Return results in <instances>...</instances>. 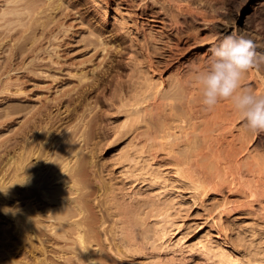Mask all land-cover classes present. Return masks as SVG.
I'll use <instances>...</instances> for the list:
<instances>
[{
    "label": "bare ground",
    "instance_id": "bare-ground-1",
    "mask_svg": "<svg viewBox=\"0 0 264 264\" xmlns=\"http://www.w3.org/2000/svg\"><path fill=\"white\" fill-rule=\"evenodd\" d=\"M10 1L14 5L9 6V4H6L10 8L5 6L4 13H2L3 11L0 12L2 14L10 13L12 16L5 23L2 22L3 24L0 27H11L12 25L10 26V24L14 22L13 27L8 28L15 29L17 25L21 27L27 21L29 24L26 22V25L29 26H26L22 31L31 33L30 29L34 28L32 31V34H34L33 32L36 33L37 25L41 24H33V27L30 23H33L32 21L38 16L37 14L44 13L43 16H49L57 0H8L7 2L9 3ZM260 1L248 0L247 5ZM88 2L102 14L104 19L108 18L109 7L107 0H88ZM140 2L143 11H148L151 6L156 8L157 12L162 14L165 19L164 26H168L175 34L186 33L187 30L193 27L196 28L198 33H195L192 37L185 36L182 39V44L186 46L180 48L183 52L192 49L194 44L203 45L206 41H209L208 45L212 47L218 44L225 35H229V33L230 35L237 34L239 28L238 25H234L233 30H231L232 28H229V24L219 26V19H221L219 16H221L220 12L222 10L220 11L218 2L214 0H208L209 12L204 6L193 5V7H190L185 5L183 0H140ZM26 13L27 16H24ZM114 22L117 30L126 29V26L120 20L115 19ZM54 29L46 27L41 29L42 31L40 30L41 34L39 37L37 34L32 35L31 46L28 43L27 46L29 47L24 50V53L28 55L27 58H31V60L29 62L23 61L22 68L23 64L26 65L28 63V67L32 65L33 63L30 64L31 62H34L38 67L43 65L50 66V62L54 64L60 63L59 59L51 56L54 54L50 53L49 57L40 54L45 42H50L52 37L55 36ZM2 31H0L1 34ZM5 33L8 34V32ZM125 34L128 35L127 32ZM190 39H193L192 43H189ZM249 39L254 42V38ZM114 41L117 43L118 40L115 39ZM103 42L104 40L100 38L99 46H101V51H104L106 46L108 47L107 42ZM256 42L254 43L256 44ZM121 47L122 44L118 42L116 45L118 53L121 51ZM129 53H121L120 55V61L125 60L127 68L126 80L122 83L121 76L115 80L113 88L111 87V93H109L110 98L108 99L110 100L103 103L105 105L102 112L104 116H107V119H111L112 117L109 113L116 108L120 116L121 121L117 120L120 123L110 124V127L114 129L112 135L107 132L104 134V137H108V139L113 135L118 136L117 139H125L117 157H114L115 155L112 156L114 161L111 163L114 167L118 165L119 171L118 169H111L110 172L108 171L111 177L108 176V178L106 177L107 174L104 175L103 173V166L96 167L98 171L93 173L96 180L94 184H90L92 186V188L90 186V189L89 185H81L78 181V175L85 169L86 164L85 161H79L80 155L83 154L82 148L84 146H81V143L85 139V131L82 127L86 126L81 123L84 120V114H80L79 110L78 112L73 110V112L66 115L68 126H65L66 130L62 132L63 136L61 139L52 141L50 137L41 140L39 147V151H41L37 154L35 162L29 160L36 155L35 153L38 149L33 148V141L27 135L23 147L14 160L15 170L12 180L14 183L13 192L16 209L12 216V223L16 233L20 234L27 230L33 237L40 239L45 246L42 248L43 255L37 256V261L45 262L46 264H53L54 261L58 264H193L184 254L185 249H187L186 251L188 249L200 251L206 262L205 264H264V224L259 220L260 216L259 219H255L250 225L248 224L249 226L246 225L247 231L242 230L239 232L238 242L245 251L227 248L213 237H205L193 244L185 242V236L172 241L171 234L174 228L178 229L177 227L181 225L177 221L176 214H179L181 210V207L178 206L179 208H177V204L187 195L184 190L194 189L198 192L196 194L205 196L209 186L213 185V183L220 185L219 182L222 177L218 181L216 176L220 171L224 172H221L223 175L227 174L226 171L230 168L227 170L226 168L230 167L231 163L230 159L227 160L229 165L227 164L228 162L224 161L220 165H218L219 161L217 164L213 163L216 165L210 163L208 167L205 165L207 170L198 171L199 174L197 172L193 175L191 174L194 173V171L191 172L194 169H190L192 165L189 168L186 167L190 165L188 164L192 158L190 155L194 154L190 150H196L195 147L199 146L197 142L201 137L203 138L205 131L210 127L202 129V132L204 129L205 131L203 136L198 137L197 142V139L194 141L189 136L190 130H188L187 126L191 127L192 125L189 109L191 99L188 96L191 88L189 87L190 82L184 79L185 76L172 75L168 76L167 79L162 74L156 76L154 75L151 60H146V62L144 60L138 61L132 53ZM113 59L115 60V58ZM249 71L252 74L261 75L260 78L258 75L255 80L254 88H257V92H255L257 95H264V60H260ZM93 73H95V66L93 67ZM71 75L76 76L80 81L88 77L84 70L71 72ZM252 77L255 78V76ZM242 79L244 80V78ZM103 83L101 76H96L93 80V94L101 88ZM254 88L253 90H255ZM101 93L98 90V94L100 95ZM80 103H82V100ZM68 110L70 108L65 111ZM232 110L233 112H230L232 120L243 116L235 107ZM72 122L73 124H71ZM71 127L73 129H70ZM192 128L194 129L195 127ZM242 129L241 131L238 129L240 131H238L239 135L241 134L240 136L238 135L240 138L237 135L235 136L240 142V146H238L237 142L238 145L236 144V147H240V150L238 149L239 152L242 149H246L248 153H245V159L240 158L241 161L243 159L244 165L239 166V169L246 166L247 170L244 171L248 175L252 174V180L251 176L250 178L249 176L246 177L247 174L244 176L245 172L243 169L245 167L241 168V172L239 171L241 174L240 178L243 180L246 177V181L243 180L246 185L248 184L247 182H253L255 185L250 189L252 194L251 191L248 193L252 195V198H255L254 200H256V197L261 199L264 193V155L259 152L261 149H257L258 147H254L253 150L250 147L251 140L255 137L254 134L256 132L248 131L246 128V132H243L244 129ZM258 133L260 134H258L259 138L262 139L264 131H258ZM209 134L210 131H208V134L206 132V135ZM235 137L233 136L234 139ZM206 138L204 136L202 140L205 142ZM235 140L237 141V139ZM235 140L232 144L236 143ZM207 143L209 144V141ZM229 144L231 143L229 142ZM194 145L196 146L193 147ZM156 148H159V150L163 149L164 153L168 150L169 155L171 152L174 153V155H171L173 160H175L173 170H166V167L164 168L165 161L162 162L160 160L163 159H156ZM44 149L45 151H43ZM164 149L166 150L164 151ZM176 149H178V154H175L177 153L176 151L174 152ZM216 150L220 151L221 149L218 147ZM216 150L214 149L213 151ZM216 153L214 152V154ZM219 153L216 154L217 157H221ZM237 154L235 152L234 159L238 158L236 157ZM165 156L167 157V155ZM158 157L161 158L160 155ZM189 157H191L190 162L188 161ZM205 157L207 158V155ZM233 158L232 160L234 161ZM240 159H237L235 163L240 162ZM93 160L94 158H91L90 162L88 160L91 167L96 166L93 164ZM166 161L167 166L168 164L173 165L172 161L170 162L171 164L168 163L167 159ZM207 162L209 163V161ZM185 163L188 165L184 166ZM235 163L234 166L231 165L234 170L237 167H235ZM110 164L109 166H111ZM239 165L241 164L239 163ZM171 166L168 167L171 168ZM237 171L238 169H236V173H238ZM232 175L231 173V178ZM235 177L234 175L232 178L234 181H236L238 176ZM247 178L251 181L247 180ZM228 180L230 179L228 178ZM217 181L218 183H216ZM22 183H26V191H22ZM33 185L34 192L31 194ZM24 193L27 195L25 196ZM193 195L192 197L196 196ZM260 202L263 203L259 204L262 205V208L261 206L260 208L264 210V202L262 200ZM22 203H26V206L20 207ZM181 203L179 204L181 205ZM20 236L22 235L20 234ZM33 251H35V248H33ZM34 257L36 259V254ZM139 257L141 258L140 260L138 259Z\"/></svg>",
    "mask_w": 264,
    "mask_h": 264
},
{
    "label": "rangeland",
    "instance_id": "rangeland-1",
    "mask_svg": "<svg viewBox=\"0 0 264 264\" xmlns=\"http://www.w3.org/2000/svg\"><path fill=\"white\" fill-rule=\"evenodd\" d=\"M7 1L8 0H0V11L14 5L12 1L9 3ZM187 1L183 0V4L189 5L190 7H193V5L204 6L208 12L210 11L208 0H196V2L195 0ZM214 1L218 2L219 9L220 11L222 10V13L220 12L221 16H219L221 18L219 19V26H226L229 24V28L233 30L234 25H238L237 35L244 34L247 38H254V42L257 41V52L264 53V0L248 5V0ZM107 3L109 7V16L106 19L102 17V14H100L98 10L91 6L88 0H57L49 16H43L44 13L37 14L39 18L38 16L35 17V20L32 21L33 23H30L33 27V24H41L39 26L37 25V30H35L36 33L33 32L34 34H32L34 28H32V30L30 29L31 33L28 32L29 30L27 31L29 34L26 33V31H22L26 26H29L26 25L27 21L25 24H22L21 27L17 25L19 28L16 27L18 31L16 28L9 29L13 27L14 22L10 24V26L12 25L11 27H0V31L3 30L2 34L0 32V264H46L45 262L37 261V256L43 255L42 248L45 245L39 238L33 237L27 230L20 233L22 235L20 236L19 233H16V229L12 223V216L16 209L13 192L14 183L12 180L15 170L14 160L23 147L27 135H29L30 139L33 141V148L38 149L35 153L36 155L32 156L29 160L35 162L37 160V154L41 151H39L41 140L50 137L52 141L61 139L63 136L62 132L66 130L65 126H68V118H66V115L73 112V110L77 112L79 110L80 114H84V120L86 118L85 121L83 120L81 122L83 125H86H82V129L85 131V139L81 143V146L84 145L85 147H81L83 149V154L80 155L79 161H85L86 164L85 169L78 175V181L81 185H89L90 189V186L94 184L96 180L95 174L93 173H97V169L100 166L105 168H103V173L104 175L107 174L106 177H111L108 171L110 172L111 169H118V165L114 167L112 164L114 161L112 156L115 155L114 157H117L125 139H117L118 136L116 137L115 135L108 139V137H104V134L107 132L112 135L114 129L110 127V124L113 123L115 125L117 122L120 123V116L116 108L109 113L112 117L111 119H107V116H104L102 112L105 105L103 103L110 100L108 99L110 98L109 93H111V87L113 88L115 80H117L119 76H121L122 83L126 80L125 74L127 68L125 66V60L120 61L121 53L130 52L129 54L132 53L138 61L144 60L146 62V60H151L152 67L154 68L152 69L156 76L162 74L166 79L168 76L172 75L185 76L184 79L190 82L189 87L191 88L188 96L189 99H191L189 102V109L191 115L190 121L193 126H187L188 130H190L189 136L192 137L194 141L197 139V142L205 131L204 129L202 132V129H208L210 127L204 133L205 138L207 136L206 141L204 142L202 140L204 136L203 138L201 137L197 142L199 144V146H197L198 149L195 147L198 145L196 143V145L193 146L196 150H190L191 153L193 152L195 154L190 155L189 153L192 157L188 159L190 162L191 158V162L188 163L190 165L186 163L184 165H188L186 166L187 168L192 165V168H190L194 169L191 171H194V173H191L192 175L196 172L199 174L202 170H207L206 167H208L210 163L217 164L219 161L218 165H220L221 163L228 162L227 160L230 159L231 165L234 166L237 159H245L247 150L241 148L242 150L240 152L238 151L240 147L236 146L238 144V146H240V142L237 137L241 135H239V132L242 128L244 129H242L243 132L250 130L245 126L243 116L235 119L237 120L236 122L232 120L231 113L234 107L233 101L230 99L221 100L212 108H208L203 104V86L200 82V76L207 70L210 63L209 49L211 46L208 45L209 41L204 42L203 45L194 44L192 49L183 52L180 48L186 46L182 44V39L185 36L192 37L195 33H198L196 28L193 27L187 30L186 33L175 34L168 26H164L165 19L162 14L157 12L156 8L151 6L148 11H143V9H141L140 0H107ZM6 4H9V6ZM2 13H4V11ZM2 13L0 12V25L5 23L6 20L12 16L10 13ZM24 16H27V13L24 14ZM115 19L123 22L126 29L117 30L116 23L114 22ZM27 24L29 23L27 22ZM46 27L55 28V36L52 37L50 42H45L40 54L48 57L50 53L54 54L51 56L55 59H59L60 63L54 64L50 62V66L43 65L40 66V68L36 66L34 62H31L30 64L33 63L35 66L29 64L30 66L28 67L27 63L26 65L23 64L22 68L23 61L29 62L31 60V58H27L28 55L24 53V50L31 46L30 40L33 37L32 35L37 34L39 37L42 31L41 29ZM5 32H8V34ZM16 32H19V34L17 35ZM126 32L128 35L125 34ZM100 38H102L105 43L107 42V50L105 48L104 51H101V46H99ZM115 39L118 40L117 43L120 42L122 44V49L119 53L116 51L117 43L114 41ZM192 42L193 39H190L189 43ZM28 43L29 46H27ZM114 54L115 56L113 57ZM113 58H115V60ZM94 66L95 73L97 72L96 74L93 73ZM77 70H84L88 77L80 81L76 76L71 75V72ZM250 74H252L250 71L244 74V76H246H243L244 80L242 79L241 86L257 92V88H254V82L258 78V75L259 78L261 75L254 73L252 75ZM96 76H101V79H103L104 83L101 88L98 89L103 95L102 93L99 95L98 90L93 94V80ZM252 76H255V78ZM89 85L91 86L87 87ZM253 88L255 90H253ZM192 93L193 95H191ZM81 100L82 103H80ZM231 103L233 104L232 106ZM65 108H70V110L65 111ZM86 114L87 116H85ZM71 124H73V122ZM192 127H195V130ZM70 129H73V127ZM208 131H210V134L206 135ZM258 134V131L254 134L255 137L253 136L254 138L251 140L250 147L252 150L254 147H258L257 149H261L259 152L264 155V136L260 139V134ZM236 135L237 137H235ZM234 140L236 143L232 144ZM208 141L209 144L207 143ZM229 142L231 144H229ZM208 145L214 147L211 149ZM218 147L221 149L220 151L216 150ZM214 149L216 151H213ZM165 150L166 149H164V151ZM43 151H45V149ZM154 151L153 149V152ZM167 151L164 153L163 149L159 150V148H156V159H163L160 161L166 162H164V168L166 167V170H173L175 160H173L171 155H174V153L171 152L169 155ZM175 151L177 152L178 149L174 150V152ZM214 152H217L216 154L220 152L219 156L221 157H217ZM235 152L236 154L238 153L236 155V157H238L237 159L233 158ZM175 154H178V152ZM159 155L161 158L158 157ZM165 155H167V157ZM206 155L208 159L205 157ZM91 158H94L93 164L96 166L91 167L89 163ZM166 159L169 161L168 163L172 161V166L168 164L171 168L166 165ZM204 159L205 161H203ZM212 160L215 161L213 162ZM207 161H209V163ZM102 163L107 164L101 165ZM108 163H111V166H109ZM239 163L241 165H239ZM242 163L243 159L235 163V167H238H236L238 173H236V169L234 170V167H231V165L226 168V170L230 168L228 171L225 170L227 174L223 175L222 173L224 172L220 171V173H222L218 175L221 176H216V180H220L222 177V180L219 182L220 185L213 183V185H211L212 187L209 186L205 196L196 194L198 192L194 189H188L189 191H186V189L184 190V193L187 195H185L182 201L180 200L179 203L182 202L181 205L179 203V205L177 204V208L181 207V210L178 209L180 210V215L176 214L177 221L181 225L177 227L178 229H175L176 227L174 228L171 234L172 241H176L180 237L185 236V242L193 244L205 237H213L227 248L245 251L238 242L239 232L242 230L247 231L246 225L249 226L252 221L259 219V216L261 217L259 220L264 224V210L261 209L262 205H259L263 204L260 202L261 200L264 202V193L261 199L260 197L259 199L256 197V200L260 201H256L254 197H251L252 190L250 189L253 188L255 184L253 182H247L248 186L245 184V178L248 176L250 178L252 174L250 173L248 175V173L244 171L247 170L246 166H244L245 168L240 167L239 169V166L244 165V163ZM227 164L229 165V162ZM96 167L98 168L96 169ZM241 168H244V176L247 174L245 178L243 177L245 181L240 178ZM95 170L96 172H94ZM231 173L233 174L232 178L235 175L236 177L238 176L239 179L235 177L236 181H234L231 178ZM118 178L120 179V177ZM228 178L230 180H228ZM249 178H247V180ZM119 179L118 181L121 180ZM251 180L249 179V181ZM218 181L216 183H218ZM249 184H251L250 187ZM21 185L22 191H26V183H22ZM249 191H251V194L248 193ZM32 192H34V185L32 186L31 194H33ZM192 195L198 197L195 196V198L192 197ZM24 206H26V203L20 204V207ZM33 248H35V251H33ZM186 250L187 249L184 250V254L193 264L206 263L204 257L197 249ZM33 254H36V259ZM138 259L140 260L141 258L139 257ZM53 264L58 263L54 261Z\"/></svg>",
    "mask_w": 264,
    "mask_h": 264
},
{
    "label": "clouds",
    "instance_id": "clouds-1",
    "mask_svg": "<svg viewBox=\"0 0 264 264\" xmlns=\"http://www.w3.org/2000/svg\"><path fill=\"white\" fill-rule=\"evenodd\" d=\"M256 44L244 34L225 36L209 49L210 63L200 76L203 104L214 107L221 100H232L242 113L245 126L253 132L264 131V95L241 86L244 74L264 60Z\"/></svg>",
    "mask_w": 264,
    "mask_h": 264
}]
</instances>
